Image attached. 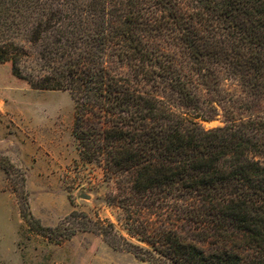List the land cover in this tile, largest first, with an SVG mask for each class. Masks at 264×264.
Instances as JSON below:
<instances>
[{"label": "trees", "instance_id": "obj_1", "mask_svg": "<svg viewBox=\"0 0 264 264\" xmlns=\"http://www.w3.org/2000/svg\"><path fill=\"white\" fill-rule=\"evenodd\" d=\"M0 62L69 92L79 158L119 211V227L77 211L44 226L0 157L27 232L87 230L155 264H264V117L197 120L222 70L264 99V0H0Z\"/></svg>", "mask_w": 264, "mask_h": 264}, {"label": "rangeland", "instance_id": "obj_2", "mask_svg": "<svg viewBox=\"0 0 264 264\" xmlns=\"http://www.w3.org/2000/svg\"><path fill=\"white\" fill-rule=\"evenodd\" d=\"M218 77L216 91L201 86L197 90L201 110L212 115L197 119L204 129L264 117V99L253 97L238 77L224 70ZM73 113L68 91L35 88L15 77L9 62H0V157L24 172L33 216L53 227L77 211L119 227V211L105 201L110 185L101 168L79 158L72 135ZM13 189L0 167V264H155L114 249L87 230H77L60 244L30 234Z\"/></svg>", "mask_w": 264, "mask_h": 264}, {"label": "water", "instance_id": "obj_3", "mask_svg": "<svg viewBox=\"0 0 264 264\" xmlns=\"http://www.w3.org/2000/svg\"><path fill=\"white\" fill-rule=\"evenodd\" d=\"M82 197H84V198H88V196H87V195H84V194L82 195Z\"/></svg>", "mask_w": 264, "mask_h": 264}]
</instances>
